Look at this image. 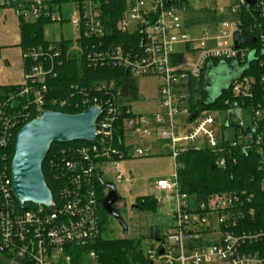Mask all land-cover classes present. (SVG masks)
<instances>
[{"label":"built area","instance_id":"2783aa9c","mask_svg":"<svg viewBox=\"0 0 264 264\" xmlns=\"http://www.w3.org/2000/svg\"><path fill=\"white\" fill-rule=\"evenodd\" d=\"M124 2L114 29L129 37L126 43L116 44L109 39L110 29L102 21L96 0L71 2V23L86 38L87 67L121 68L136 85L137 78L157 79L156 109L135 110L133 103L139 91L137 98H132L115 80H100L83 88L74 86L77 98L50 97L47 79L55 76L59 49L49 45L23 52L24 59L35 63L25 71L20 86L0 101L3 264H98L96 252L86 247L103 238L104 215L98 191V184L104 181L102 173L105 169L118 172V160L129 157L132 147L138 157L159 154V145L151 146L149 138L164 142L174 165L171 178L153 184L160 192L152 196L157 204L172 201L174 209L172 225L162 236L155 233L160 241L154 240L144 250L149 264H264V226L240 225L245 213L252 212L246 207L251 195L226 192L197 199L183 193L176 162L182 152L205 147L217 154V167L225 168L228 161L235 163L237 150L257 152L259 167L264 168V104L251 100L255 86L261 85L264 92V73L259 77L242 74L235 79L220 110L193 109L191 96L209 63L245 64L252 49L242 43L236 46L234 34H240L241 10L251 6L244 0ZM0 6L12 7L18 18L30 14L36 19L44 14L53 22L61 21L58 12L43 11L42 0H0ZM253 6L262 18L264 0ZM13 100L22 103L15 105ZM93 106L99 109L94 140L78 147L55 149L46 160L47 174L55 188L52 202L47 206L26 203L19 210L12 194V157L8 152L18 130L31 114L37 117L48 109L67 112L69 108L81 112ZM193 111L195 115L190 119ZM211 112L219 115L217 119ZM128 140H135L136 146Z\"/></svg>","mask_w":264,"mask_h":264},{"label":"trees","instance_id":"16d2710c","mask_svg":"<svg viewBox=\"0 0 264 264\" xmlns=\"http://www.w3.org/2000/svg\"><path fill=\"white\" fill-rule=\"evenodd\" d=\"M81 2V0H42L44 10L48 13L58 12L60 6L66 2ZM99 2L102 21L110 29L108 35L114 43L123 44L128 42L129 37L120 34L114 29L115 20L119 17L125 7L124 0H96ZM256 6L244 7L240 12V35L243 37V44L247 45L252 51H255V59L249 64L243 74H251L259 77L264 73V25L262 24L261 15ZM20 46L23 52H29L31 49L42 47L47 48L49 45L56 46L60 55L55 58L54 72L55 76H49L47 79L48 96L54 98H77L78 93L74 86L88 87L100 80H115L122 91L130 94L132 98H137L138 88L135 80L121 68L112 66H101L90 68L86 66L84 54L86 51V38L79 32L75 40L63 39L46 40L43 32L47 24L53 23L50 17L41 14L38 18L25 20L20 17ZM254 40L246 42V39ZM131 41V40H130ZM74 46L79 50H73ZM219 61L212 62L215 64ZM226 62V61H225ZM247 62V61H246ZM245 62V64H246ZM35 63L30 58L24 59V70L27 71L31 64ZM230 63V62H226ZM244 65V64H243ZM201 85V84H200ZM20 84L0 86V101L5 99L9 93L17 89ZM253 102L259 101L264 104V95L261 85L254 87ZM228 89L220 94L212 104H203L205 93L199 88L191 91L194 99L192 108L195 109H213L220 110L223 108L222 100ZM239 100L240 98L237 97ZM250 101V102H252ZM20 100H13V104L19 105ZM64 111V110H62ZM68 113L78 112L75 109H65ZM36 115L31 114L28 120ZM84 141H72L69 143H53L42 164L43 174L49 189L55 196V188L50 180L46 170V160L52 151L58 148L75 147L85 144ZM9 158L12 157L14 148L10 147ZM236 162L228 161L225 168L217 167V154L209 148L189 149L178 155L176 162L179 164L177 169V180L180 191L189 195H195L197 199L206 198L209 195L226 192H241L251 195L246 207L252 209L251 213H245L241 219L240 225L247 228H256L264 226V168L259 167L257 152L242 153L234 152ZM104 187L98 184V191L101 200L104 197ZM137 206L140 210L154 211L157 202L152 197L136 198ZM156 233V232H155ZM151 246V245H149ZM94 250L98 256V264H149L143 251L140 239L130 238H98L90 242L86 250ZM0 264H3L0 253Z\"/></svg>","mask_w":264,"mask_h":264},{"label":"rangeland","instance_id":"374dc122","mask_svg":"<svg viewBox=\"0 0 264 264\" xmlns=\"http://www.w3.org/2000/svg\"><path fill=\"white\" fill-rule=\"evenodd\" d=\"M30 0H20V2H29ZM71 2L63 3L58 11V16L61 21H56L47 24L44 27L43 35L46 40H55L58 38L75 40L79 34L77 28L71 23V13L74 11ZM25 20H32L28 14ZM77 47V46H76ZM76 47L73 50H76ZM230 66L232 71L227 69L225 61H219L210 68H206L200 84L206 83L205 98L211 101L217 97L219 90L227 86L233 78H235L240 68L231 61ZM157 79L153 77L137 78L138 98L133 103L135 110L145 112L156 109L158 98L156 97ZM200 87V85H199ZM214 118L217 119L216 112H211ZM131 145L137 144L135 140L127 141ZM148 143L151 146H158L160 153L149 156H135L133 147L129 150L130 156L118 160L119 171L111 172L104 170L102 178L104 181L112 183L115 186L117 194L121 198L119 206V215L126 224L127 230L122 231V227L118 221L103 212L104 229L102 233L103 238H130L140 239L142 242L143 251L154 243L153 235L162 236L165 229L172 225V212L174 203L163 200L157 204L154 211L133 209L136 205V198L138 197H152L159 196L160 192L153 188V184L159 179H169L174 173L173 159L168 153V149L164 146L163 141L156 142L153 138H149ZM114 166L113 164H109ZM118 175H121L120 181L117 180Z\"/></svg>","mask_w":264,"mask_h":264},{"label":"water","instance_id":"95a60500","mask_svg":"<svg viewBox=\"0 0 264 264\" xmlns=\"http://www.w3.org/2000/svg\"><path fill=\"white\" fill-rule=\"evenodd\" d=\"M248 6H253L258 0H244ZM262 24L264 25V14H262ZM254 39H246V42H252ZM234 43L243 44V38L239 32L234 34ZM255 51H251L247 62L244 65H238L240 68L239 74L225 87L219 90L217 97L209 101L204 98L203 104H212L224 89H228L231 83L238 79L244 71L247 70L248 64L255 59ZM231 63V62H230ZM227 63V69L233 70V67ZM212 63H209L206 68H210ZM206 85V83H205ZM204 84L200 85V89L205 93ZM99 115V109L95 106L87 108L77 113H67L57 110H45L42 114L27 121L21 126L14 138V152L10 162V174L12 183V194L18 202L19 210L25 208L26 203H35L41 205H49L52 202V191L46 184L42 164L53 143H69L72 141H93L96 131V118ZM195 115L193 111L190 115L192 119ZM103 187L111 188L110 193L104 196L102 205L105 211L114 217L122 231L127 230L126 224L121 216L112 207L118 198L115 186L112 183L101 181ZM133 209L139 207L132 206ZM155 235V233H154ZM153 235V236H154ZM155 241H160V238L155 235ZM4 250L0 248V251ZM162 253V247L159 249Z\"/></svg>","mask_w":264,"mask_h":264},{"label":"crops","instance_id":"0c3cea01","mask_svg":"<svg viewBox=\"0 0 264 264\" xmlns=\"http://www.w3.org/2000/svg\"><path fill=\"white\" fill-rule=\"evenodd\" d=\"M14 11L10 6H0V86L20 84L25 74L20 19Z\"/></svg>","mask_w":264,"mask_h":264},{"label":"flooded vegetation","instance_id":"af4514ba","mask_svg":"<svg viewBox=\"0 0 264 264\" xmlns=\"http://www.w3.org/2000/svg\"><path fill=\"white\" fill-rule=\"evenodd\" d=\"M205 70H206V68H205ZM205 70H204V72H205ZM204 72L202 73V76H201V79L203 78V75H204ZM111 188H108V187H104V196H106V195H108L109 193H110V190ZM117 196H118V198H117V200H116V202L114 203V204H112V207L116 210V212L119 214V206H120V204H121V198H120V196L117 194ZM104 198V197H103ZM103 200V199H102ZM136 205H137V203H136ZM101 206H102V211L103 212H105L107 215H108V217L109 216H111V215H109L106 211H105V209H104V207H103V205H102V202H101ZM112 217V216H111ZM114 218V217H113ZM153 239H155V236H153Z\"/></svg>","mask_w":264,"mask_h":264}]
</instances>
